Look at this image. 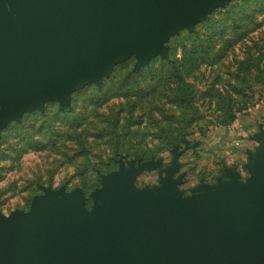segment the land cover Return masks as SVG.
Instances as JSON below:
<instances>
[{"label":"water","instance_id":"1","mask_svg":"<svg viewBox=\"0 0 264 264\" xmlns=\"http://www.w3.org/2000/svg\"><path fill=\"white\" fill-rule=\"evenodd\" d=\"M229 0H0V128L46 100L134 68ZM249 176L230 173L184 197L177 155L158 186L134 179L152 161H121L86 203L81 188L46 187L28 209H0V264H264V129Z\"/></svg>","mask_w":264,"mask_h":264},{"label":"rangeland","instance_id":"2","mask_svg":"<svg viewBox=\"0 0 264 264\" xmlns=\"http://www.w3.org/2000/svg\"><path fill=\"white\" fill-rule=\"evenodd\" d=\"M166 43L178 68L158 54L135 72L132 54L100 84L73 90L69 104L48 99L0 128L2 212L28 209L46 187L81 188L90 206L92 191L121 161H152L134 179L144 189L161 184L178 153L173 175L184 197L203 183L217 187L232 172L249 176L239 119L264 100V0H229ZM174 86L177 102L166 97ZM153 90L155 99L148 97ZM193 115L183 140L167 146V129Z\"/></svg>","mask_w":264,"mask_h":264},{"label":"crops","instance_id":"3","mask_svg":"<svg viewBox=\"0 0 264 264\" xmlns=\"http://www.w3.org/2000/svg\"><path fill=\"white\" fill-rule=\"evenodd\" d=\"M240 129L243 137L241 142L245 151L241 154L243 160L248 159L249 151L255 150L259 142L256 139V134L264 129V100L258 103L253 110L244 114L240 119Z\"/></svg>","mask_w":264,"mask_h":264},{"label":"trees","instance_id":"4","mask_svg":"<svg viewBox=\"0 0 264 264\" xmlns=\"http://www.w3.org/2000/svg\"><path fill=\"white\" fill-rule=\"evenodd\" d=\"M164 64H171L173 65V67L176 69L179 67V61L177 58L175 57H169V58H163V61H162ZM140 69L139 68H136L134 69L135 72H138ZM179 77L178 75H174V78H177ZM154 91L156 90H153L150 94V96L148 97H151V96H155V95H152L154 93ZM172 95L169 93L166 97L169 98L172 102H177V99L179 97V92L177 90V87L174 86L172 89ZM158 95H160L158 93ZM152 99H155V97H151ZM155 105L154 107H158L160 106L161 104L157 103L156 101H154ZM170 117V116H169ZM232 116H225V117H222V121L223 122H227L229 119H231ZM196 120V117L195 115L191 116V117H184L183 119H179L180 121V125L178 126H172L170 127L169 129H167V132L165 133V137H166V145L167 146H170L171 144H174L178 141H180L181 139L183 140V138L185 137V135H187L188 131H187V128L193 124V122ZM115 150L117 151H122V145H117Z\"/></svg>","mask_w":264,"mask_h":264}]
</instances>
